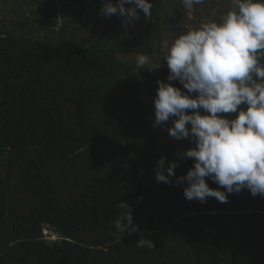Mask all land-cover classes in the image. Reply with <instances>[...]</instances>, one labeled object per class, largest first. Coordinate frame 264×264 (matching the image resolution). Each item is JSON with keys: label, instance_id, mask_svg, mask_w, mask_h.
Returning a JSON list of instances; mask_svg holds the SVG:
<instances>
[{"label": "trees", "instance_id": "16d2710c", "mask_svg": "<svg viewBox=\"0 0 264 264\" xmlns=\"http://www.w3.org/2000/svg\"><path fill=\"white\" fill-rule=\"evenodd\" d=\"M148 2L126 25L105 0H0V264H264V195L187 200L196 145L170 136L176 118L153 126L158 81L187 92L168 81L171 45L233 0ZM161 157L180 165L171 186ZM121 201L139 233L117 232Z\"/></svg>", "mask_w": 264, "mask_h": 264}, {"label": "clouds", "instance_id": "9594fccd", "mask_svg": "<svg viewBox=\"0 0 264 264\" xmlns=\"http://www.w3.org/2000/svg\"><path fill=\"white\" fill-rule=\"evenodd\" d=\"M201 3L183 0L189 12ZM152 8L148 0H117L116 4L105 0L101 14L127 16V25L139 19L138 9L150 19ZM166 59L168 81L179 80L187 92L158 81L153 126L176 118L168 129L170 136L196 145L183 154L184 159L194 160V167L176 181H187L185 198L205 203L214 197L228 203L229 194L245 188L253 196L264 195V0H233L221 22L203 23L179 35ZM148 62L149 57L140 54L137 69ZM179 166L167 157L159 158L157 182L171 186L170 177ZM207 178L226 191L211 188ZM119 207L127 211L115 222L117 232L121 236L139 233L128 203L121 201ZM137 246L155 247L142 234Z\"/></svg>", "mask_w": 264, "mask_h": 264}, {"label": "built area", "instance_id": "2783aa9c", "mask_svg": "<svg viewBox=\"0 0 264 264\" xmlns=\"http://www.w3.org/2000/svg\"><path fill=\"white\" fill-rule=\"evenodd\" d=\"M46 234H50L51 235L50 236L51 239H56L58 237L56 233L51 232V231H47Z\"/></svg>", "mask_w": 264, "mask_h": 264}, {"label": "rangeland", "instance_id": "374dc122", "mask_svg": "<svg viewBox=\"0 0 264 264\" xmlns=\"http://www.w3.org/2000/svg\"><path fill=\"white\" fill-rule=\"evenodd\" d=\"M165 51H166V49H165ZM167 52V51H166ZM168 55V54H167ZM153 61V60H152ZM149 62H150V59H149ZM168 67V66H167Z\"/></svg>", "mask_w": 264, "mask_h": 264}, {"label": "crops", "instance_id": "0c3cea01", "mask_svg": "<svg viewBox=\"0 0 264 264\" xmlns=\"http://www.w3.org/2000/svg\"><path fill=\"white\" fill-rule=\"evenodd\" d=\"M190 16H191V14H190Z\"/></svg>", "mask_w": 264, "mask_h": 264}]
</instances>
